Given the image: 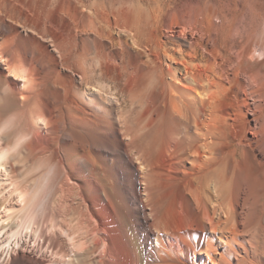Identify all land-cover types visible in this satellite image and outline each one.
Wrapping results in <instances>:
<instances>
[{
	"label": "bare ground",
	"instance_id": "1",
	"mask_svg": "<svg viewBox=\"0 0 264 264\" xmlns=\"http://www.w3.org/2000/svg\"><path fill=\"white\" fill-rule=\"evenodd\" d=\"M68 11L0 0V105L13 95L19 107L0 116V258L45 264L18 251L31 239L55 264H254L264 45L215 11L164 36L149 22L144 37L129 16Z\"/></svg>",
	"mask_w": 264,
	"mask_h": 264
},
{
	"label": "rangeland",
	"instance_id": "2",
	"mask_svg": "<svg viewBox=\"0 0 264 264\" xmlns=\"http://www.w3.org/2000/svg\"><path fill=\"white\" fill-rule=\"evenodd\" d=\"M28 3L31 8H36L39 10L50 8L52 10L50 15L53 18H57L56 9L59 5H64V7L69 8L68 13L63 14V17H76L78 15L84 14L90 16L91 18L106 17L110 19H123L124 17L129 16L137 22L139 28L142 30L140 33L142 37L145 36L146 25H148L149 22H157L158 30L161 32V35L164 36V32H168L169 28L176 31L179 30L182 25H188L190 23L192 24L194 21L193 13L195 12L215 11L217 13L225 14L228 20H232L231 35L236 37L244 36L243 38H245V36L251 31V41L257 40L264 45V0H28ZM184 11H190L191 17L185 15L186 12L184 14ZM254 11H258V18L260 22L259 28L256 31H252V28L249 27L252 18L255 17ZM217 13H214L212 16L214 23H217ZM154 17L155 19H153ZM243 19L249 26L245 35L242 36L240 35V32L242 31L241 29H239V25L241 23V20ZM225 28L227 29V24L225 25ZM238 29L240 32H238ZM113 32H115V29L113 30ZM222 32L223 31L221 30L220 34ZM213 35L215 36V31L211 33V36ZM0 41L3 42V39H1ZM168 46H171V44H169ZM234 50L235 49H233L232 51L234 52ZM91 55L93 57L92 53L88 54L87 56L88 62H91ZM74 59V54H71L68 59V63L72 64L74 62ZM139 59L142 60L143 57H139ZM165 63L166 61H163L162 67H166ZM136 67H138V65ZM249 101L251 102V100ZM250 106H252V104H250ZM18 109L19 107L17 106L16 96L6 95L0 105V116L4 119L11 113L16 112ZM246 117L248 119L249 126H254L255 120L252 112L248 111ZM1 134H7V130L2 131ZM251 136L252 135L250 131L246 130V137L250 138ZM14 138V134L8 135V144H11ZM240 157L242 158L243 155L239 150L236 155V159H240ZM244 158L247 161H250L251 159L249 147H245ZM231 166L232 162L230 161L228 164V168ZM31 167L32 166L30 165L28 168H25L24 172L29 170ZM9 187V179L7 178L6 170L4 168H0V201H2V199H5V197L9 193ZM261 192V202L256 209L259 220L256 225V234H254L251 242L254 246L255 253H257L255 254L254 259H252V262H254V264H264V189H262ZM6 210L7 207L0 208V245L2 244L3 237L8 232L7 223H9L10 221V219L6 215L8 213V210ZM46 233H48L49 235H54V232L52 231L46 230L45 234ZM28 241L29 243L26 246L21 245L18 248L20 254L23 253V256L25 257L42 260L45 264H55L50 261L51 259H49V257L51 256V254L47 250H45L44 247L40 249L37 248V241L32 242L31 239H29ZM15 254L16 252H12L11 255L15 256ZM0 264H5L3 258H0Z\"/></svg>",
	"mask_w": 264,
	"mask_h": 264
}]
</instances>
